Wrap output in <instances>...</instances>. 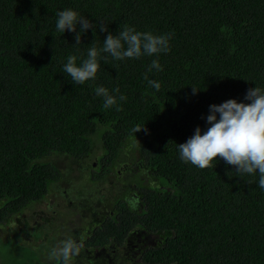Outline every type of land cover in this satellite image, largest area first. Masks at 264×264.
I'll return each mask as SVG.
<instances>
[{"label":"trees","instance_id":"1","mask_svg":"<svg viewBox=\"0 0 264 264\" xmlns=\"http://www.w3.org/2000/svg\"><path fill=\"white\" fill-rule=\"evenodd\" d=\"M68 8L97 25L77 46L74 33L56 30L55 13ZM100 22L114 34L124 26L166 34L169 49L115 60L100 52L108 34ZM95 40L96 77L75 85L63 66L70 55L81 63ZM153 60L161 71L148 72ZM101 86L116 105L104 108ZM256 86L264 89V0H0V225L12 227L64 176L52 155L86 160L100 132L102 164L116 166L134 141L155 184H136V207L116 199L95 238L113 242L139 227L156 235L159 264H264L258 172L239 177L219 157L201 169L178 150L198 126L207 130L210 105L251 103L245 94Z\"/></svg>","mask_w":264,"mask_h":264},{"label":"clouds","instance_id":"2","mask_svg":"<svg viewBox=\"0 0 264 264\" xmlns=\"http://www.w3.org/2000/svg\"><path fill=\"white\" fill-rule=\"evenodd\" d=\"M56 30L62 34L66 31L74 33L75 44L82 43V34L89 29H95L96 24L88 19L80 17L71 8L57 11L55 13ZM79 27V32L77 28ZM100 31L108 32L103 39L100 52L107 53L115 60L124 58H139L142 55L152 56L169 49L168 35H154L151 32H137L134 28L124 26L119 28L116 34L108 31L107 23L100 22ZM93 45L88 49L87 57L81 63H77V57L70 55L63 66L65 73L75 84H83L89 79H95L100 64L98 63V50ZM126 46V47H125ZM55 56L53 57L54 60ZM107 57H105V61ZM46 67V66H45ZM155 69L161 71L158 60H153L148 72ZM150 87L156 91L160 90L158 80L149 79L145 73ZM201 89L192 86L193 94ZM119 92V88L114 90ZM97 96L103 97L104 108L117 104V97L110 94L108 89L97 87ZM119 99H126L120 96ZM245 100L251 103L239 102L237 99H229L221 104L209 106V114L206 116L207 130L197 127L194 134L184 143L178 144L180 158L185 162L206 169L212 165L217 157L226 164L234 166L237 176L244 178L245 175L259 174V187L264 189V89L259 86L249 88L245 94ZM119 110V108L117 109ZM145 130L137 126L133 129L135 133ZM168 146V145H167ZM232 172L228 175L231 177ZM80 247L71 238L62 242L59 248H53L50 256L55 264H70L73 256L78 255Z\"/></svg>","mask_w":264,"mask_h":264},{"label":"rangeland","instance_id":"3","mask_svg":"<svg viewBox=\"0 0 264 264\" xmlns=\"http://www.w3.org/2000/svg\"><path fill=\"white\" fill-rule=\"evenodd\" d=\"M94 139L95 152L86 160L77 162L63 155H52L49 158L58 164L64 176L59 179L60 182L50 184L49 194L42 202L15 218L11 222L12 227L0 225V264H55L50 256L51 250L62 246L68 237L73 239L85 223H90L91 216L88 213L100 210L102 199L109 203L110 198L122 192V180L130 177L125 164L117 167L103 181L92 183L89 179V164H94L102 153L100 132L94 134ZM138 139L144 141L143 137ZM128 143L127 156H123L122 162L130 160L132 156L139 157L136 146L132 144L135 142ZM118 170L123 173L119 174ZM73 193L78 198L75 203L70 202ZM55 195L58 196L57 201ZM54 209L61 219L59 225L57 221L54 225L44 223L51 220Z\"/></svg>","mask_w":264,"mask_h":264},{"label":"flooded vegetation","instance_id":"4","mask_svg":"<svg viewBox=\"0 0 264 264\" xmlns=\"http://www.w3.org/2000/svg\"><path fill=\"white\" fill-rule=\"evenodd\" d=\"M101 151L103 152V149H101ZM100 156H98L97 161L94 164H89V167L91 168L89 172V179H91L92 183L103 181L109 174L114 173V170L117 167L123 164L126 165V172L130 174V177L127 180H122V192L120 194L114 195L112 198H110L109 203L105 202L102 199V208L100 210L93 211L92 213H88L92 219L89 218L90 223H85L80 228V230H78L77 235L73 238V240L76 241V243L79 245L80 252L78 255H75L71 258L70 263L75 264L77 262L78 264H159L153 260V256L151 255L152 248L155 247L158 243L156 235L147 232L146 230H143L139 227L133 229L128 235H126V237L116 239L113 242H109L107 239L102 237L95 238L99 228L103 227L104 222L115 215V211L112 208L116 199H126L131 208H133V206L136 207L138 205H141V195L136 184L140 183L141 180L148 182L152 185L155 184V181H153L151 178L152 175H150L151 171L149 169L144 168V166H141L142 162L138 161L139 157L135 158L134 156H132L130 160H125L124 162H122V158H120L114 168L112 166V163L109 164L106 162L107 165L102 164L103 161H100ZM137 162L140 165L137 164ZM96 168H98L100 172H105L101 179H95V173H93V170ZM118 171L119 174L121 172L123 173L122 170ZM146 179L149 180L146 181ZM57 182H60V180H55L52 183L54 184ZM56 193L57 192H55V194ZM72 196L73 197L70 198V202H77L78 198L76 197V194L73 193ZM55 200H58V196L56 195ZM103 204L105 205L103 206ZM88 210H90V208H88ZM56 212L57 210L54 209L52 211L53 216L51 220H46L44 221V223L54 225V222L57 221L59 225V221L61 219L59 215L56 214Z\"/></svg>","mask_w":264,"mask_h":264}]
</instances>
